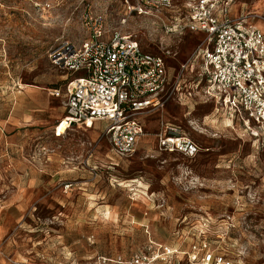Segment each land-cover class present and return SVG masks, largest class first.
Here are the masks:
<instances>
[{"label":"rangeland","instance_id":"374dc122","mask_svg":"<svg viewBox=\"0 0 264 264\" xmlns=\"http://www.w3.org/2000/svg\"><path fill=\"white\" fill-rule=\"evenodd\" d=\"M89 8L103 13L109 28L120 27L125 14L121 0H68L43 18L32 6L7 0L0 19V118L14 116L23 88L34 85L50 99L35 127L8 121L5 148L0 145V199L34 192L21 210L23 220L9 223L0 238V264H65L95 254L129 257L150 239L187 249L200 235L230 257L264 264V144L241 121L216 112L214 101L204 102L200 95L188 105L174 100L164 111L141 117L145 136L130 158L114 154L103 122L53 140L52 112L62 103L50 90L64 88L73 77L50 53L66 41L81 45ZM235 9L256 13L254 23L264 33V0H237ZM124 32L144 51L163 56L171 76L180 74L181 63L206 37L166 34L138 15ZM183 81L191 90L189 77ZM163 121L181 126L200 153L187 158L158 150L156 133ZM64 122L58 131L66 133ZM33 170L39 177L35 187L30 186ZM0 205L3 211L15 208L11 202ZM168 264L185 261L178 255Z\"/></svg>","mask_w":264,"mask_h":264},{"label":"built area","instance_id":"2783aa9c","mask_svg":"<svg viewBox=\"0 0 264 264\" xmlns=\"http://www.w3.org/2000/svg\"><path fill=\"white\" fill-rule=\"evenodd\" d=\"M14 1L32 6L43 18L68 2ZM236 1L121 0L125 14L117 28L108 27L103 13L85 10L82 24L87 37L81 45L66 41L50 53L53 63L73 77L64 89L50 90L52 96H64L69 127L91 129L102 121L114 154L130 157L145 136L141 117L164 111L170 101L188 105L200 95L204 102L217 104L216 112L241 121L264 144V33L254 23L256 13L232 16ZM6 2L0 0V19ZM133 15L148 18L166 34L201 32L206 37L181 63L180 74L171 76L163 56L144 51L135 37L124 32ZM186 77L191 90L184 85ZM56 134L60 135L58 130ZM156 137L161 152L194 158L201 150L171 122H161ZM178 255L185 264H248L213 248L202 235L187 249L150 239L128 258L94 255L65 264H168Z\"/></svg>","mask_w":264,"mask_h":264},{"label":"crops","instance_id":"0c3cea01","mask_svg":"<svg viewBox=\"0 0 264 264\" xmlns=\"http://www.w3.org/2000/svg\"><path fill=\"white\" fill-rule=\"evenodd\" d=\"M246 12H249V11L248 10H236L235 7L232 8V10H231L233 17H237L240 14L246 13ZM67 75L71 76L68 72H67ZM53 89H64V88H53ZM19 92L22 93V96H19V98L17 99L16 112L13 113L14 116L12 114L13 117H10L8 119V121H10V123H15L16 125H29L30 127L33 128V127H35V125L37 123L41 122L42 119L39 116H41L42 113H40V112H45V110H47L49 108L50 99L47 98V96H45V94L42 91L38 90L36 88V86H34V85H32V87H29L26 89L23 88ZM52 97L54 99H61V103H62L61 105L54 106V112H52L53 117L51 119L53 122H56V123H54V125H52L50 127V130H48V131H50V133H52L53 140H55V141L63 140V138L68 136V134H70L75 129L82 128L84 130H88L82 125L74 124L71 127L67 128V131L65 134L64 133L60 134V135L56 134L58 127L66 119L67 113H66V108L64 106V99H65L64 96H62V97L52 96ZM37 110H39V111H37ZM8 121L6 119L0 118V145L3 148H5V146L3 145V142L5 141L4 138H6V137H4L5 131L9 127ZM97 122H102V121H96L94 126L91 129H95ZM50 124H52V123H50ZM102 133H103V130H102ZM156 143H157V140H156ZM156 147L158 149L157 144H156ZM170 154H172V153H170ZM132 156H130V157H132ZM11 169L12 168H9V167L5 168L6 171H10ZM38 180H39L38 173L35 170H33L32 171V183L30 184V186L35 187V185H37V183H38ZM33 191H34V189H33ZM33 199H34V192L32 193V195H27L25 192H22L20 194H17L16 196L15 195L12 196L11 198H9L8 201H7V198L5 196H4V198L0 199V202H2V205L4 203L7 204V202H9V203L11 202L15 206V208H13L10 211H8V210L3 211V209H5L4 208L5 205L2 207L0 205V238L5 233V229L9 223H11L15 220H20V222L23 220V217L26 214L21 212V210H24L25 208H27L29 205V202ZM95 255H105V254H95ZM92 256H94V255H92ZM105 256H110V255H105ZM113 256H117V255H113ZM113 256H111V257H113ZM88 257H90V256H88ZM86 258L87 257H84L83 259H86ZM126 258H128V257H126ZM12 260H13V258L10 257L8 261L12 262ZM76 261H80V260H76ZM69 262H71V261H69ZM69 262H65V263H69Z\"/></svg>","mask_w":264,"mask_h":264},{"label":"bare ground","instance_id":"6f19581e","mask_svg":"<svg viewBox=\"0 0 264 264\" xmlns=\"http://www.w3.org/2000/svg\"><path fill=\"white\" fill-rule=\"evenodd\" d=\"M70 123V119L66 117L64 126L67 127V125ZM64 128V127H63ZM59 133L63 134L65 133V130H62V128L59 129Z\"/></svg>","mask_w":264,"mask_h":264}]
</instances>
